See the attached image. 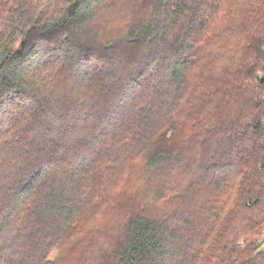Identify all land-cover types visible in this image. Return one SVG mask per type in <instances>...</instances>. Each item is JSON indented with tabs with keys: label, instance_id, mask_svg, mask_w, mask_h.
<instances>
[{
	"label": "trees",
	"instance_id": "trees-1",
	"mask_svg": "<svg viewBox=\"0 0 264 264\" xmlns=\"http://www.w3.org/2000/svg\"><path fill=\"white\" fill-rule=\"evenodd\" d=\"M264 0H0V264H264Z\"/></svg>",
	"mask_w": 264,
	"mask_h": 264
},
{
	"label": "built area",
	"instance_id": "built-area-1",
	"mask_svg": "<svg viewBox=\"0 0 264 264\" xmlns=\"http://www.w3.org/2000/svg\"><path fill=\"white\" fill-rule=\"evenodd\" d=\"M262 239H263V241H264V228H263V233H262ZM261 250H262V252L264 253V246H262Z\"/></svg>",
	"mask_w": 264,
	"mask_h": 264
},
{
	"label": "rangeland",
	"instance_id": "rangeland-1",
	"mask_svg": "<svg viewBox=\"0 0 264 264\" xmlns=\"http://www.w3.org/2000/svg\"><path fill=\"white\" fill-rule=\"evenodd\" d=\"M263 246H264V241H263Z\"/></svg>",
	"mask_w": 264,
	"mask_h": 264
}]
</instances>
